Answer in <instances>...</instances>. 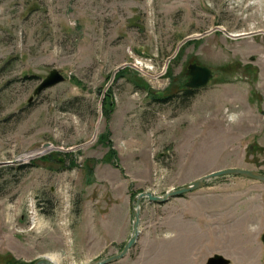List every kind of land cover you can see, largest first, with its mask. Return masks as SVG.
Listing matches in <instances>:
<instances>
[{
  "label": "rangeland",
  "instance_id": "1",
  "mask_svg": "<svg viewBox=\"0 0 264 264\" xmlns=\"http://www.w3.org/2000/svg\"><path fill=\"white\" fill-rule=\"evenodd\" d=\"M217 26L264 29V0H0V264L106 259L134 234L139 194L264 174V34ZM139 61L146 73L126 65ZM195 63L213 78L187 94ZM53 70L66 80L36 96ZM205 187L260 209L264 182L240 175L144 197L138 240L112 264H207L183 218Z\"/></svg>",
  "mask_w": 264,
  "mask_h": 264
},
{
  "label": "crops",
  "instance_id": "2",
  "mask_svg": "<svg viewBox=\"0 0 264 264\" xmlns=\"http://www.w3.org/2000/svg\"><path fill=\"white\" fill-rule=\"evenodd\" d=\"M260 192L256 199L260 209L252 215L240 206L251 198L244 200L241 193L237 198L231 190L205 187L186 200L183 218L196 231L193 237H201L206 252L212 249V255H222L230 264H264V189ZM227 195L235 197H221Z\"/></svg>",
  "mask_w": 264,
  "mask_h": 264
},
{
  "label": "water",
  "instance_id": "3",
  "mask_svg": "<svg viewBox=\"0 0 264 264\" xmlns=\"http://www.w3.org/2000/svg\"><path fill=\"white\" fill-rule=\"evenodd\" d=\"M217 30L222 31L225 35H227L228 37H232L234 39H239V38H243V37H247V36H254V35H258V34H264V29H261L259 31L243 32V33H239V34H233L230 31H228L225 28L220 27V26H217L216 28L212 29V31H217ZM212 31L199 34V35H197V37H203L207 34H210V32H212ZM191 38H193V36L186 38L181 44H184L187 40H190ZM169 60H170L169 58L166 60V66H167ZM126 65L132 66V67L138 69L142 73H146L145 68L142 67V65L138 62H134V63L130 62ZM120 68H123V66H121ZM189 75H190V78H189V81L186 83V87L188 89H199V88H203V87L208 85L209 81L213 78V70L211 68H209L208 66L195 63V64L190 66ZM113 77L111 78L110 83L114 79ZM65 80H66L65 77L59 71L53 70L42 81V83L38 86V88L35 91V95L38 96L42 91L46 90L47 88L55 86L61 82H64ZM46 146H48L47 150L59 149L57 147L50 146V144H47ZM249 151H252V149L250 148ZM45 152H46V150L42 151L41 153L44 154ZM60 161H63V159L61 158ZM7 164H10V162H2V163H0V166L7 165ZM228 175H240V176H244V177H247V178H250L253 180L264 182V174H262L258 171H254V170H250V169H244V168H238V167H232V168H226V169L214 171V172L210 173L209 175L203 176L201 178H198V179L190 182L189 184L181 187L180 189L168 192L164 196H157L152 192L141 193L137 197L138 198V207H137V209L134 210V223H133L134 234L127 241L123 250L116 255H113V256L108 257L106 259L96 260V261H93L89 264H112V263H115V262L123 259L129 253V251L136 244L138 237H139V233H140V231H139V225H140V210H139L140 207H139V204H140V201L144 197H147L149 200L155 201V202H165V201H167L173 197H178L182 194L192 192L194 190L202 188L204 186L205 181L210 179V178L228 176ZM261 238H262V242L264 243V232H263ZM34 264H58V263H56L55 261H53L49 257L45 256V257L38 259ZM207 264H230V261L222 255L215 254L208 259Z\"/></svg>",
  "mask_w": 264,
  "mask_h": 264
},
{
  "label": "trees",
  "instance_id": "4",
  "mask_svg": "<svg viewBox=\"0 0 264 264\" xmlns=\"http://www.w3.org/2000/svg\"><path fill=\"white\" fill-rule=\"evenodd\" d=\"M194 90H195V89H186L185 92H186L187 94H190V93H193ZM156 99H158V100H160V101H164V100H166L167 98H159V97H156ZM21 166H23V165H21ZM21 166H20V167H21Z\"/></svg>",
  "mask_w": 264,
  "mask_h": 264
},
{
  "label": "bare ground",
  "instance_id": "5",
  "mask_svg": "<svg viewBox=\"0 0 264 264\" xmlns=\"http://www.w3.org/2000/svg\"><path fill=\"white\" fill-rule=\"evenodd\" d=\"M138 63L143 64L141 61H139ZM49 258L52 259L53 261H55L56 263H58L56 257H54V256H49Z\"/></svg>",
  "mask_w": 264,
  "mask_h": 264
}]
</instances>
